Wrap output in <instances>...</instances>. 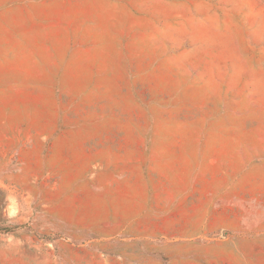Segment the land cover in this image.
Wrapping results in <instances>:
<instances>
[{
    "label": "rangeland",
    "instance_id": "obj_1",
    "mask_svg": "<svg viewBox=\"0 0 264 264\" xmlns=\"http://www.w3.org/2000/svg\"><path fill=\"white\" fill-rule=\"evenodd\" d=\"M0 38L50 55L31 94L84 133L103 89L116 130L144 131L153 153L178 158L174 178L193 155L215 158L210 203L191 186L156 234L75 233L91 222L85 187L74 210L58 177L4 180L0 264H264V0H0Z\"/></svg>",
    "mask_w": 264,
    "mask_h": 264
},
{
    "label": "crops",
    "instance_id": "obj_2",
    "mask_svg": "<svg viewBox=\"0 0 264 264\" xmlns=\"http://www.w3.org/2000/svg\"><path fill=\"white\" fill-rule=\"evenodd\" d=\"M50 68V55L45 62L44 55H31L28 44L0 38V185L13 180V185L35 186L42 180L46 187L58 177L74 210L85 187L92 195L91 222L74 232L86 234H136L146 226L159 233L156 220L191 186L201 185L206 199L198 201L210 203L213 156L193 155L190 173L174 178L171 166L178 158L153 153L144 131L116 130L113 94L103 89L95 95V129L84 133L77 117L52 113L49 95L39 102L31 94L39 87L30 75H50ZM222 161L225 157H219ZM84 172L90 178L84 180Z\"/></svg>",
    "mask_w": 264,
    "mask_h": 264
},
{
    "label": "trees",
    "instance_id": "obj_3",
    "mask_svg": "<svg viewBox=\"0 0 264 264\" xmlns=\"http://www.w3.org/2000/svg\"><path fill=\"white\" fill-rule=\"evenodd\" d=\"M0 231H3V230L0 229ZM4 231H5V230H4ZM5 232H8V231H5Z\"/></svg>",
    "mask_w": 264,
    "mask_h": 264
}]
</instances>
